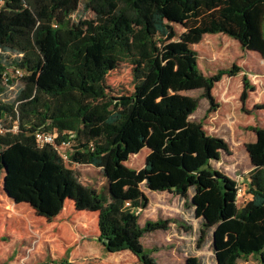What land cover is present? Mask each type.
I'll return each instance as SVG.
<instances>
[{"label":"trees","instance_id":"trees-1","mask_svg":"<svg viewBox=\"0 0 264 264\" xmlns=\"http://www.w3.org/2000/svg\"><path fill=\"white\" fill-rule=\"evenodd\" d=\"M80 8L93 18L72 19ZM173 25L184 29L177 50L166 48L177 36ZM218 34L264 59V0H0V85L6 77L0 98L14 86L7 68L21 72L13 98L0 99L3 195L47 222L69 201L76 212L96 214L97 241L105 252L127 251L139 264H157L141 239L166 231L169 223L139 225L148 203L141 187L165 192L201 216L199 242L210 233L215 264L249 256L264 264V129L250 128L255 139L245 145L252 167L248 200L237 208L236 184L210 166L228 152L222 139L206 135L201 126L172 134L150 123L161 112L155 97L174 88L178 74L185 72L184 86L201 88V98L212 105L214 84L239 72L232 66L201 76L196 53L187 46ZM121 64L130 66L131 93L115 94L106 85ZM249 89L243 78L241 102ZM168 99L162 107L170 114L165 122H172L176 109ZM36 132L56 133V145L68 141L66 160L98 169L105 193L80 183L51 146L38 148ZM192 137L200 139L203 161L189 167L197 155L189 151ZM143 149L148 150L143 168L126 167ZM185 264L199 262L189 258Z\"/></svg>","mask_w":264,"mask_h":264},{"label":"rangeland","instance_id":"rangeland-1","mask_svg":"<svg viewBox=\"0 0 264 264\" xmlns=\"http://www.w3.org/2000/svg\"><path fill=\"white\" fill-rule=\"evenodd\" d=\"M79 18L91 20L93 16L80 8L72 16L75 20ZM172 27L177 36L166 43V48L177 50L182 47L178 37L184 29L180 25ZM187 48L196 53L197 67L203 79L232 66L238 68L239 72L232 77L223 76L214 84L212 105L201 98V88L184 86L185 72L178 74L174 77L176 86L166 87L165 96L155 97L154 104L161 112L157 116L150 114L151 127H162L172 134H178L201 126L206 135L222 139L228 146V152L221 153L219 161L210 162V166L240 189V195L236 197L239 208L248 200L246 185L252 167L245 145L255 139L250 128L264 129V59L254 52L242 51L236 41L219 34L205 35L198 44ZM6 57L13 59L12 55ZM175 69L178 70L177 67ZM6 73L14 86L7 89L0 99L10 101L20 85L18 79L21 75L15 74L11 68H7ZM243 78L248 81L250 89L247 99L241 102ZM105 82L115 94L131 93L130 66L119 65L108 74ZM5 83V78H2L0 86L3 87ZM168 98L176 112L171 114L173 121L167 123L165 120L170 114L164 113L162 103ZM148 100L151 106L152 97ZM182 117L185 119L182 120ZM199 142L200 139L197 142L190 138L189 151L197 155L191 158L189 167L203 161ZM70 147L58 152L63 155L70 151ZM147 154L148 150L143 149L138 156H130L125 166L139 171L144 166ZM64 162L76 173L80 183L102 189L105 193L106 182L98 169L69 164L67 160ZM141 190L148 203L139 212V225L157 220L169 223L166 231L145 234L141 239L142 246L152 253L156 263L185 264L187 259L195 258L199 264H215L210 233L202 243L199 242L201 216L176 196L149 192L144 187ZM97 237L96 214L76 212L72 204L66 201L59 216L47 222L37 217L25 204H13L3 195L0 182V264H139L137 258L127 251L105 252ZM236 264H258V261L256 257L249 256L239 259Z\"/></svg>","mask_w":264,"mask_h":264},{"label":"built area","instance_id":"built-area-1","mask_svg":"<svg viewBox=\"0 0 264 264\" xmlns=\"http://www.w3.org/2000/svg\"><path fill=\"white\" fill-rule=\"evenodd\" d=\"M15 74L21 75L20 71L16 70L14 71ZM5 77V76H4ZM6 80V77H5ZM3 128L0 126V134L3 133ZM13 131H15V127H13ZM34 139L36 141V144L38 148L44 147V146H51L60 156L63 160H66L65 153L61 155L58 151L59 149H65L69 147L70 143L68 141H63L59 145H56L55 139H57L56 133H43V132H36L34 134ZM238 192H240V189H237Z\"/></svg>","mask_w":264,"mask_h":264},{"label":"crops","instance_id":"crops-1","mask_svg":"<svg viewBox=\"0 0 264 264\" xmlns=\"http://www.w3.org/2000/svg\"><path fill=\"white\" fill-rule=\"evenodd\" d=\"M248 180H249V179H247V181H248ZM239 195H240V192L237 191V193H236V197L239 196ZM67 202H69V201H67Z\"/></svg>","mask_w":264,"mask_h":264}]
</instances>
